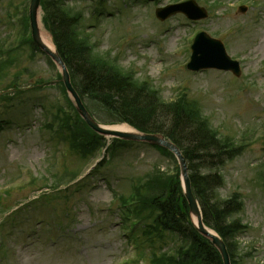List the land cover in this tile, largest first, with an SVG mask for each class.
<instances>
[{
    "label": "rangeland",
    "instance_id": "374dc122",
    "mask_svg": "<svg viewBox=\"0 0 264 264\" xmlns=\"http://www.w3.org/2000/svg\"><path fill=\"white\" fill-rule=\"evenodd\" d=\"M21 1L29 0L0 2V45L5 49L19 44H14L9 34L14 27L6 24L23 14ZM66 1L70 6L80 4L86 16L83 25L99 40L100 50L115 49L121 64L134 68L140 77H149L164 99H175L180 88L186 87L220 132L237 137L246 134L251 145L221 169L225 183L217 189L216 197L222 201L236 192L241 194L244 211L232 214L231 220L241 217L246 227L232 247L242 264H264V0H255L258 5L254 8L245 3V13L238 10L240 0H197L209 11L207 19L187 21L184 15H175L164 22L156 17V8L182 0H140L128 6L127 0L124 4L121 0H105L106 10L94 28L89 18L93 0ZM215 1L222 6L211 11ZM11 4L13 11L7 13ZM196 28L225 43L230 56L241 61L244 77L235 79L230 72L213 70L186 72ZM16 53L7 80L0 84V95L14 93V100H0V118L9 120L0 128V194L11 185V195L2 201L11 205L45 192L44 184L53 180L46 174L48 169L58 171L64 162L74 169L83 163L74 153L64 155L53 133L43 127L51 119L46 108L50 109L59 95L60 87L54 85L55 68L46 55L37 51L32 56L28 45H21ZM38 79L53 83L30 90ZM13 80L21 93L7 87ZM172 164L169 157L149 144L136 142L120 149L97 173L70 187L67 198L65 193L50 202L40 198L29 207L25 205L9 221L4 220L0 227V264H122L134 253L127 254L129 248L113 194H128L132 177L156 165L166 169ZM33 176L38 178L35 184L30 183ZM58 218L63 219L65 233L52 226ZM249 252L252 255H247Z\"/></svg>",
    "mask_w": 264,
    "mask_h": 264
},
{
    "label": "trees",
    "instance_id": "16d2710c",
    "mask_svg": "<svg viewBox=\"0 0 264 264\" xmlns=\"http://www.w3.org/2000/svg\"><path fill=\"white\" fill-rule=\"evenodd\" d=\"M45 0L47 22L54 34L59 52L71 69L74 83L82 96L101 102L119 120L129 122L143 131L164 132L184 150L189 160L191 179L196 195L203 205L205 223L228 240L241 229L229 222L228 216L238 206L235 200L223 203L214 190L219 183L216 174H202L193 162L213 168L223 164L226 157L240 153L232 139L219 138L217 131L197 116L188 103L164 104L152 92L136 87L128 75L92 55V48L80 41L74 30V18L55 4ZM95 137H98L95 135ZM137 213L152 217L161 228L181 233L191 245L183 253L185 264H222L220 254L212 244L191 225L189 208L184 198L178 172H156L150 181L137 188Z\"/></svg>",
    "mask_w": 264,
    "mask_h": 264
},
{
    "label": "water",
    "instance_id": "95a60500",
    "mask_svg": "<svg viewBox=\"0 0 264 264\" xmlns=\"http://www.w3.org/2000/svg\"><path fill=\"white\" fill-rule=\"evenodd\" d=\"M37 3H39V0H33V9L36 7ZM32 13L33 10H32ZM33 26H34V38L36 40V42L41 46L43 47L44 49H46L48 52H50V50L46 47V45L42 42L41 40V37H40V33L36 27V23L34 22L33 23ZM205 38H208L207 36ZM50 54L56 59L58 60L62 66L64 67L60 57L52 52H50ZM64 76H65V80L67 81L68 85L69 84V79H68V75H67V72H66V69L64 67ZM78 107L80 109V111L82 112V114L87 118V120L89 121V123L97 130L101 131V132H105V133H111L110 131H107V130H104L102 129L101 127H99L91 117H89L88 113L86 112V110L84 109L83 105L81 104V102L78 100ZM122 137H125V138H130V139H135V140H146V141H151V142H155V143H159V144H163V145H166L172 149H174V151L179 155L180 157V161H181V165H182V173H183V179H184V184H185V193H186V197L188 198L189 200V203L191 205V210H192V213L198 218V221H199V228H200V231L209 236L210 238L213 239V242L216 246L219 247V249L221 250L222 254H223V257H224V261H225V264H230V261H229V256H228V253H227V250H226V247L224 245V243L216 236H214L209 230H207L202 221H201V214L199 212V209H198V206H197V203H196V200L192 194V191H191V186H190V180L188 178V175H187V166H186V163H185V160L184 158L181 156V154L179 153V150L171 143L169 142H166L163 137L161 136H158V135H146V134H138V133H127V134H120Z\"/></svg>",
    "mask_w": 264,
    "mask_h": 264
},
{
    "label": "bare ground",
    "instance_id": "6f19581e",
    "mask_svg": "<svg viewBox=\"0 0 264 264\" xmlns=\"http://www.w3.org/2000/svg\"><path fill=\"white\" fill-rule=\"evenodd\" d=\"M42 40L43 42L51 49L54 50V44L53 41L51 39V36L45 31V29H43L42 27ZM111 130L113 131H119V132H126L131 130L132 128H130L128 125L126 124H117V125H112L109 127Z\"/></svg>",
    "mask_w": 264,
    "mask_h": 264
}]
</instances>
